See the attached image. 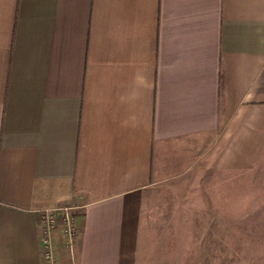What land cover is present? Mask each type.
I'll return each instance as SVG.
<instances>
[{
	"label": "crops",
	"instance_id": "0c3cea01",
	"mask_svg": "<svg viewBox=\"0 0 264 264\" xmlns=\"http://www.w3.org/2000/svg\"><path fill=\"white\" fill-rule=\"evenodd\" d=\"M189 177L198 264L239 200L264 259V0H0V264H137L146 192Z\"/></svg>",
	"mask_w": 264,
	"mask_h": 264
},
{
	"label": "rangeland",
	"instance_id": "374dc122",
	"mask_svg": "<svg viewBox=\"0 0 264 264\" xmlns=\"http://www.w3.org/2000/svg\"><path fill=\"white\" fill-rule=\"evenodd\" d=\"M153 188L146 192L141 207L137 264H198V241L215 238L212 233L199 232V225L214 219L202 215L195 180L189 177ZM245 189L247 185L239 184L237 193ZM261 203L239 200L237 215L221 220L238 230L216 235L220 244L217 264H263L262 223L256 209ZM247 227L253 231L245 232ZM208 251L213 256V250ZM209 257L206 264H212Z\"/></svg>",
	"mask_w": 264,
	"mask_h": 264
},
{
	"label": "built area",
	"instance_id": "2783aa9c",
	"mask_svg": "<svg viewBox=\"0 0 264 264\" xmlns=\"http://www.w3.org/2000/svg\"><path fill=\"white\" fill-rule=\"evenodd\" d=\"M71 205H57L43 208L39 211L40 244L43 248L42 256L46 259L51 257L53 232L59 230L64 235V242L71 246V238L74 234V221Z\"/></svg>",
	"mask_w": 264,
	"mask_h": 264
}]
</instances>
